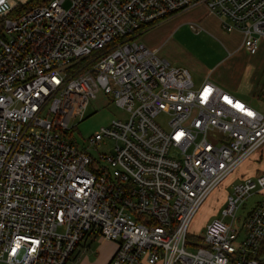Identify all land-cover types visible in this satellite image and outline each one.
<instances>
[{
    "label": "built area",
    "instance_id": "2783aa9c",
    "mask_svg": "<svg viewBox=\"0 0 264 264\" xmlns=\"http://www.w3.org/2000/svg\"><path fill=\"white\" fill-rule=\"evenodd\" d=\"M29 1L0 0V264H66L91 236L117 244L106 264H264V174L239 178L221 218L204 235L191 230L264 145V110L207 80L194 86L138 40L204 5L253 55L264 0H46L23 10ZM99 94L127 116L87 139L93 156L70 124Z\"/></svg>",
    "mask_w": 264,
    "mask_h": 264
},
{
    "label": "crops",
    "instance_id": "0c3cea01",
    "mask_svg": "<svg viewBox=\"0 0 264 264\" xmlns=\"http://www.w3.org/2000/svg\"><path fill=\"white\" fill-rule=\"evenodd\" d=\"M174 18H180L182 25L185 24L188 28L189 24H195L203 31L195 33L188 29L190 32L186 31L182 35H178L177 32L182 29L180 28L169 36L167 43H170L171 46L172 65L187 70L190 75H192L191 72H195L199 78L196 82L192 80L194 86H199L207 80L254 109L264 110V38L259 41L258 51L250 55L240 47L241 34L225 32L221 28L219 20L210 14L204 5H198L181 12L171 19ZM162 23L154 27L158 28ZM152 28L142 32L138 39H141V36L147 37L142 43L148 49L156 50L157 41L148 37ZM170 28L172 32L175 31L176 24ZM204 29L212 32L218 39L207 35ZM201 37L214 41L217 47L214 57H212L213 51L212 55H209L200 44ZM233 38L239 40L238 46L230 43ZM175 57L176 59H174ZM259 174H264V171L256 175ZM108 260L109 257L103 261V264H106Z\"/></svg>",
    "mask_w": 264,
    "mask_h": 264
},
{
    "label": "rangeland",
    "instance_id": "374dc122",
    "mask_svg": "<svg viewBox=\"0 0 264 264\" xmlns=\"http://www.w3.org/2000/svg\"><path fill=\"white\" fill-rule=\"evenodd\" d=\"M64 7H68V4L67 3L64 4ZM171 18L164 20L163 23L158 28L154 27L150 29L148 33L149 34L148 37H151L155 41H157L158 47L156 51L158 57L165 60L169 65H172L173 62V58H172L173 55L171 54V46L170 43H167L169 36H171V34L175 33L176 30L180 28L182 29H180L177 32L178 35H182L184 32L189 31L188 26H185V24L182 25L180 18H174V19ZM174 24H176V28L175 31L172 32L170 27L173 26ZM202 31L200 29L199 32ZM204 32L207 35L211 36L212 38L218 39L217 37H215V35L212 32L205 29ZM145 38L141 36L142 40L140 38H139L140 40L139 39L138 40L139 42L142 43L143 41L145 42ZM238 42L239 40L234 38L230 40L231 44H236L237 46H238ZM200 44L205 50H207L209 55H212V51L214 52L212 57L216 55L215 50L217 47L214 41H209L207 38L201 37ZM174 59H176V57ZM200 59L203 60L204 58H200ZM191 74H192L191 75L192 80L196 82L199 77L195 72H191ZM126 116L127 114L125 110H123L120 107H117L112 101L111 96L99 94L96 96L95 99L89 101L85 109L83 118L82 119L76 118L71 122L70 126L75 125L74 131L72 132V137L77 141L79 145H83L84 147H87L90 154L96 156L97 152L95 151V149L88 147L86 142L87 139L93 133L98 132L101 128L109 126L112 121L118 119H125ZM155 122L159 124L163 129L167 130L168 118L166 114L164 113L158 114L155 118ZM98 151L107 152V147L101 145L98 148ZM262 171H264V145L254 156H252L244 165L240 167L236 175L234 174L233 178L232 177L230 178L231 179L229 180L230 184L228 183L222 184L208 197V199L199 209L198 213L195 215L193 222L191 224V230L199 235H204L205 226L208 223L221 218V210L225 207L224 199L226 197V194L231 193L232 185L234 183H237L242 175H248V174L256 175ZM258 198L259 197L256 194H253L251 198H247L239 206L236 214V218H240L241 216L245 215L253 207L254 202ZM227 221H229V219H227ZM116 248H117V244L114 241H108L101 239L100 237L91 236L88 237L87 241L84 244L83 243L81 244V247L75 252L74 256L66 262V264H103V261L105 259H107L108 257L110 259L112 257Z\"/></svg>",
    "mask_w": 264,
    "mask_h": 264
},
{
    "label": "trees",
    "instance_id": "16d2710c",
    "mask_svg": "<svg viewBox=\"0 0 264 264\" xmlns=\"http://www.w3.org/2000/svg\"><path fill=\"white\" fill-rule=\"evenodd\" d=\"M44 2H46V0H31L29 3H27L25 6H22L21 8L23 9V10H28V9H30V8H32V7H34V6H37V5H40V4H42V3H44ZM29 4V5H28ZM28 5V6H27ZM26 7H28V8H26ZM263 91V90H262ZM249 175V174H248ZM248 175H242V176H248ZM241 176V177H242ZM190 238H192V236H190ZM260 254L261 255H264V245L262 246V249H261V251H260Z\"/></svg>",
    "mask_w": 264,
    "mask_h": 264
},
{
    "label": "snow or ice",
    "instance_id": "6c2138e0",
    "mask_svg": "<svg viewBox=\"0 0 264 264\" xmlns=\"http://www.w3.org/2000/svg\"><path fill=\"white\" fill-rule=\"evenodd\" d=\"M242 107V106H241ZM249 115H251V113H249Z\"/></svg>",
    "mask_w": 264,
    "mask_h": 264
}]
</instances>
